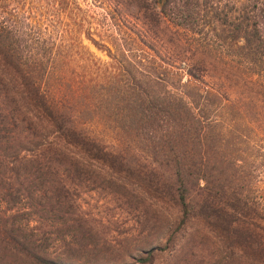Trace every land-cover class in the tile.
<instances>
[{
	"label": "trees",
	"instance_id": "1",
	"mask_svg": "<svg viewBox=\"0 0 264 264\" xmlns=\"http://www.w3.org/2000/svg\"><path fill=\"white\" fill-rule=\"evenodd\" d=\"M153 1L207 38L200 0ZM231 4L210 6L222 42H187L210 60L177 71L129 34L110 49L78 0H0V264H71L105 244L77 201L98 182L175 207L226 263L264 264V0Z\"/></svg>",
	"mask_w": 264,
	"mask_h": 264
},
{
	"label": "rangeland",
	"instance_id": "2",
	"mask_svg": "<svg viewBox=\"0 0 264 264\" xmlns=\"http://www.w3.org/2000/svg\"><path fill=\"white\" fill-rule=\"evenodd\" d=\"M78 1L88 9L90 26L99 30L110 49L111 43H119L129 34L138 44L135 46L136 54H140L141 50L149 53L161 63L162 68H168L167 64L174 60L177 71H181L185 64L201 69L210 60V53L189 48L187 42H193L195 38L215 45L222 42L218 40L221 28L212 18L210 6L228 12L233 0H200L203 13L199 23L208 31L205 39L175 27L169 18L159 12L153 0ZM88 46L95 56L108 60L103 52ZM158 71L164 72L162 69ZM201 73L204 74V82L223 84L216 78L217 73L208 68ZM167 78L170 79L169 76ZM184 78H187L186 74ZM228 78L222 76L227 88L242 91L252 88L243 78L231 75ZM137 189L134 183L129 186L127 198V193H123L120 187L105 182L79 191L77 201L97 235L94 238H104L105 244L99 242L89 256L71 264H229L226 263L228 259H223L226 258L224 244L218 238L201 231L194 221L178 229L180 217L175 207L154 203L139 194ZM169 236L170 241H167ZM165 244V249H158ZM151 248L154 249L149 260L139 263L138 258L144 257Z\"/></svg>",
	"mask_w": 264,
	"mask_h": 264
}]
</instances>
